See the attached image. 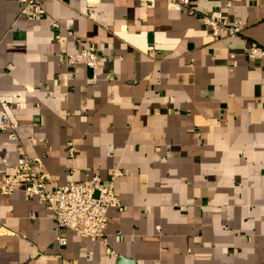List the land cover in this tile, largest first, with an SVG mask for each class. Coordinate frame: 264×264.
<instances>
[{
  "label": "crops",
  "instance_id": "1",
  "mask_svg": "<svg viewBox=\"0 0 264 264\" xmlns=\"http://www.w3.org/2000/svg\"><path fill=\"white\" fill-rule=\"evenodd\" d=\"M39 1L31 18L0 0V112L59 183L121 170L123 208L106 244L65 230L58 247L44 202L0 193V264H264V56H246L264 0H191L241 19L218 39L165 0ZM83 45L95 78L62 62ZM19 150L0 133V179Z\"/></svg>",
  "mask_w": 264,
  "mask_h": 264
},
{
  "label": "built area",
  "instance_id": "2",
  "mask_svg": "<svg viewBox=\"0 0 264 264\" xmlns=\"http://www.w3.org/2000/svg\"><path fill=\"white\" fill-rule=\"evenodd\" d=\"M21 13L31 18H37L44 12L39 0H20ZM231 2L228 1L227 5ZM169 10L186 11L196 16L210 29L214 39L231 37L242 31V21L233 17L228 21L219 9L200 10L191 0H165ZM55 24V23H54ZM249 60H258L264 56V47L255 41H250L246 50ZM62 62L70 67L84 64L93 71L98 66V56L89 46L83 45L77 52L65 53ZM19 124L12 120L6 111L0 112V133H6L7 138L19 147L14 170L6 173L0 179V193L9 194L21 190L26 198L34 197L44 202L51 217L56 223L55 242L58 247L66 244L65 230H72L78 236L88 239L106 241V227L109 222L108 209L123 206L114 192V178L122 174L116 169L108 181H102L98 175H92L83 180H69L59 183L46 170L42 158L29 155L18 134ZM73 148L69 147L72 154ZM107 251L109 248L107 247ZM59 264H73L69 259L62 258L58 252Z\"/></svg>",
  "mask_w": 264,
  "mask_h": 264
}]
</instances>
